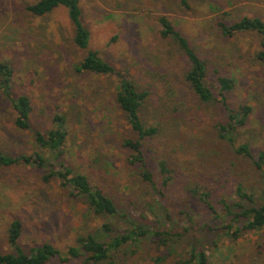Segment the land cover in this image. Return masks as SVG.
Returning <instances> with one entry per match:
<instances>
[{"label": "rangeland", "instance_id": "rangeland-1", "mask_svg": "<svg viewBox=\"0 0 264 264\" xmlns=\"http://www.w3.org/2000/svg\"><path fill=\"white\" fill-rule=\"evenodd\" d=\"M37 1L0 0V61L9 62L15 70V95H29L34 107L31 127L18 130L16 114L0 94V150L10 155L40 152L53 165L48 151L34 142L33 133L50 128V116L62 112L69 120L67 165L89 176L94 186L111 197L118 214L90 212L58 178L46 183L44 170L26 165L0 168L1 249L14 252L8 231L15 219L23 224L19 244L27 253L49 242L65 254L77 245L81 234L109 242L120 230L141 225L182 234L171 242L172 260L185 258L196 238L212 264H264V230L237 240L224 237L221 221L193 196V191L208 192L218 210L222 199L234 207L240 202L237 186L243 184L264 201L262 173L253 159L235 150L247 143L254 157L264 151V63L255 59L261 38L251 32L224 37L217 26L221 20L235 23L244 17L264 20V0H187L189 8L181 0H79L82 23L90 32L88 50L98 51L117 70H127L150 93L141 118L159 128L144 147L154 183L141 179L138 167L129 162L131 151L123 145V139L135 140L137 134L115 104L117 77L77 73L73 65L88 50L75 47L66 9L36 17L26 6ZM160 17L171 20L207 62L210 83H215V70L235 79L229 95L232 107L248 104L253 108L249 124L234 132L233 143L220 138L215 128L226 121V114L216 103L204 104L197 98L184 78L186 58L159 37ZM160 159L173 172L166 186ZM105 223L111 224V232L103 228ZM149 245L148 240L126 245L102 264H150L142 258ZM81 263L78 259L49 264Z\"/></svg>", "mask_w": 264, "mask_h": 264}, {"label": "trees", "instance_id": "trees-1", "mask_svg": "<svg viewBox=\"0 0 264 264\" xmlns=\"http://www.w3.org/2000/svg\"><path fill=\"white\" fill-rule=\"evenodd\" d=\"M181 2L184 7L189 8L187 0H181ZM61 7L66 9L74 27L73 43L75 47L78 50H88L90 32L82 23L79 0H39L26 6V10L33 16L45 17ZM158 24L160 26L159 37L172 43L186 58L188 67L184 72V78L193 93L204 104L216 103L226 114V121L217 123L215 128L220 138L233 143L234 132L246 127L253 113V108L248 104H240L237 108L231 106L229 95L235 89V79L220 76L219 71L215 70L214 73L217 75L215 83H210L207 62L197 54L189 40L175 28L167 17H160ZM217 26L222 35L228 38L245 32L258 34L261 38V49L255 53V59L264 63L263 19L244 17L235 23L221 20ZM73 68L77 73L86 76L117 77L115 104L137 134L135 140L123 139V145L131 151L129 162L138 167L141 179L148 183H154V175L149 170L144 147L149 140L159 134V128L146 125L141 118V110L150 95L149 91L141 89L127 70H117L111 63L104 60L98 51L88 50L86 55L73 65ZM14 76L13 66L7 61H0V94L16 114L14 119L16 129L28 130L31 127L34 112L33 102L27 94L15 95ZM50 120L51 127L44 131H35L33 140L38 147L48 151L54 163L59 165V170L55 169L54 163L50 166L45 156L40 152L10 155L1 150L0 168L26 165L44 170L45 174L42 179L46 183L58 178L62 187L70 190L72 196L82 199L90 212L109 217L117 215L118 207L115 201L103 190L94 186L89 176L76 172L67 165L64 152L69 138L68 117L57 111L50 116ZM235 150L237 154L253 159L255 167L264 177V151H260L254 157L251 147L247 143L236 146ZM158 166L163 184L166 186L172 179L173 172L163 159L158 161ZM236 195L240 202H237L233 207L222 199L219 201L221 209L218 210L210 200V193L199 194L197 191H193V196L211 209L214 217L221 221L220 235L233 240H237L249 232L264 230V201L258 200L254 194L249 193L243 184H238ZM103 228L107 232L112 231L110 223H105ZM23 229L21 220L15 219L11 223L8 237L14 252H5L0 247V264H49L56 261L66 263L78 259L82 260L81 264H102L111 258L113 252L119 253L121 248L130 244L138 246L145 240H148L150 245L146 246L142 258L150 264H169L170 261H173V264H212L210 256L206 253L200 240L196 238H193L185 258L172 260L171 242L182 237V234L173 233L162 227L146 229L141 225H132L120 230L117 236L109 242H102L93 234H81L77 238V245L69 247L65 254L49 242L34 247L30 253L25 252L19 244ZM214 244L219 247L217 241H214ZM133 254L137 255L138 251H133Z\"/></svg>", "mask_w": 264, "mask_h": 264}]
</instances>
